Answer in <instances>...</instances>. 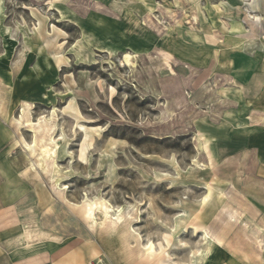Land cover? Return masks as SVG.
Masks as SVG:
<instances>
[{"label": "rangeland", "instance_id": "1", "mask_svg": "<svg viewBox=\"0 0 264 264\" xmlns=\"http://www.w3.org/2000/svg\"><path fill=\"white\" fill-rule=\"evenodd\" d=\"M263 18L264 0H0L11 164L92 241L89 264H264V163L241 142L264 112L239 107Z\"/></svg>", "mask_w": 264, "mask_h": 264}, {"label": "crops", "instance_id": "2", "mask_svg": "<svg viewBox=\"0 0 264 264\" xmlns=\"http://www.w3.org/2000/svg\"><path fill=\"white\" fill-rule=\"evenodd\" d=\"M261 44L262 52L245 53L244 50L250 45L241 50L242 62L257 69L253 76H239V107L246 106L248 114L251 110L264 112V56L256 58L257 55L264 54V45ZM229 87L220 92L228 95ZM3 122L0 118V264H89L97 258L92 241L85 240L83 231H78L76 227L77 222L74 224L67 220V211H64L61 204L52 205L50 201L47 205L38 203L37 190L26 177L29 174H21L12 166L11 159L16 157L8 155L13 143L8 140V132L4 129ZM246 127L260 128L262 135L242 139L243 147L252 148L245 151L242 158L250 163L252 154L256 153L258 159L255 164L264 163V127L247 122ZM233 128H236L235 132L239 134L238 127L233 126L232 122H227L226 130L229 133H233ZM207 139L211 140V137ZM235 141L237 149L235 159L231 162L239 161V135H236ZM3 163L7 165L12 176L25 186L24 193L19 194L18 188L13 187L14 184L7 176ZM261 175L264 179V171ZM253 239L262 243L256 232H253Z\"/></svg>", "mask_w": 264, "mask_h": 264}, {"label": "bare ground", "instance_id": "3", "mask_svg": "<svg viewBox=\"0 0 264 264\" xmlns=\"http://www.w3.org/2000/svg\"><path fill=\"white\" fill-rule=\"evenodd\" d=\"M245 19H246V22H247V24H249V26H251V30H253L254 28H256L257 26H259L258 25V22H259V19H257L256 18V16H251V17H249L247 14H246V16H245ZM259 29V28H258ZM258 31V30H257ZM253 33V32H252ZM262 48V47H261ZM128 61H129V56H124V58H123V62L125 63V64H127L128 63ZM123 64V63H122ZM224 87H221V88H219L218 90H220V89H223ZM217 90V91H218ZM216 91V92H217ZM222 99V98H221ZM225 112V111H224ZM224 112L222 113V116L224 115ZM197 152L198 153H203V152H205V150L203 149V150H201V149H199V147H198V145H197ZM206 162H207V160H206ZM205 166H208V165H205ZM210 195H211V191L209 190V192H208V195L206 196V198L203 200V202H202V205H205L206 204V200L207 199H209L210 198ZM222 195V194H221ZM223 196V195H222ZM111 209V208H110ZM114 212V211H113ZM91 223L93 224V226L95 227V228H97V227H99V226H101V224L100 223H97L94 219L93 220H91ZM195 231H196V229H195ZM203 234H204V237L207 239V241H214V238L211 236V234H210V232L207 230V229H203ZM213 243V242H212ZM208 245V244H207ZM211 247V246H210ZM152 252H150V256H152V254H151Z\"/></svg>", "mask_w": 264, "mask_h": 264}]
</instances>
